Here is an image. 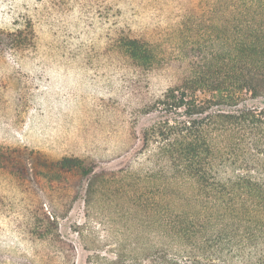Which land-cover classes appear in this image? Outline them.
<instances>
[{
    "label": "trees",
    "instance_id": "trees-1",
    "mask_svg": "<svg viewBox=\"0 0 264 264\" xmlns=\"http://www.w3.org/2000/svg\"><path fill=\"white\" fill-rule=\"evenodd\" d=\"M178 6L185 65L177 82L144 104V114L160 115L142 132L146 166L95 172L89 157L52 160L0 147V170L17 181L85 182L86 207L101 185L112 183L113 193L130 206L132 224H146L159 243L129 255L120 248L105 263L92 254L87 264H264V107H240L264 97V0H178ZM115 38L135 78L155 69L152 38L127 26L122 12ZM209 40L216 44L210 50ZM33 45L30 23L0 30L1 56ZM52 238L62 254L73 249L60 236Z\"/></svg>",
    "mask_w": 264,
    "mask_h": 264
},
{
    "label": "rangeland",
    "instance_id": "rangeland-1",
    "mask_svg": "<svg viewBox=\"0 0 264 264\" xmlns=\"http://www.w3.org/2000/svg\"><path fill=\"white\" fill-rule=\"evenodd\" d=\"M179 8L178 0H0V30L30 23L34 31L28 51L0 55V147L52 160L89 157L95 172L146 166L142 132L160 115L144 114V104L177 82L185 65ZM120 12L127 26L152 38L157 64L150 74L135 78L117 51ZM245 105L264 107V97ZM112 186L101 185L86 207L85 182L75 177L20 182L0 170V264H87L92 254L105 263L120 248L128 254L158 243L146 224H132L130 206ZM55 235L73 248L66 255Z\"/></svg>",
    "mask_w": 264,
    "mask_h": 264
}]
</instances>
